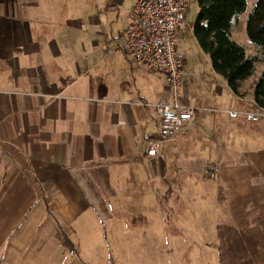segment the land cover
<instances>
[{
	"label": "crops",
	"instance_id": "obj_1",
	"mask_svg": "<svg viewBox=\"0 0 264 264\" xmlns=\"http://www.w3.org/2000/svg\"><path fill=\"white\" fill-rule=\"evenodd\" d=\"M65 1L69 15L63 18ZM72 1H77L78 7ZM136 2L120 44L134 19ZM88 4L89 0H0V264H32L30 255L38 259L44 253L46 256L49 243L62 247L65 254L64 237L78 244L82 256L78 225L86 217L85 223L110 218V200L118 208L126 201L157 200L151 186L155 170L162 165H156L158 155H139L136 143L139 129L148 120L140 109L155 117L149 108L122 100L117 89L109 94L101 86L104 74L97 60L99 44L90 41L87 31L97 20L90 19ZM74 11L81 17L75 18ZM244 14L234 39L248 54H256L247 37L249 15L241 21ZM186 27L179 30L178 41ZM159 77L166 84L165 78ZM153 82L160 96L155 102L168 92L171 99L167 100L192 105L189 98L179 100L176 93L170 96L167 85L161 88ZM214 88L220 90L217 85ZM210 117L197 115L181 137L203 128L223 135L213 145L232 144L226 138L232 135L231 127L218 122L230 119L207 120ZM153 137L159 138V131ZM235 178L243 184L228 194L225 207L221 191L211 197L196 195V215L200 229L206 230L203 246L207 250H201L189 263L264 264V182L254 181L255 177L250 182L244 174ZM117 187L129 193L127 198L116 190L117 199H112L110 191ZM140 188H145L142 197ZM47 205L63 226L62 234L52 235L47 230L40 236L26 234L43 225L38 216ZM161 210L159 220L166 228L172 221L161 216ZM142 222L152 224L145 218ZM186 228L194 230L196 225L190 219Z\"/></svg>",
	"mask_w": 264,
	"mask_h": 264
},
{
	"label": "rangeland",
	"instance_id": "obj_2",
	"mask_svg": "<svg viewBox=\"0 0 264 264\" xmlns=\"http://www.w3.org/2000/svg\"><path fill=\"white\" fill-rule=\"evenodd\" d=\"M247 1V14H244L241 21L245 20L257 3V0ZM76 2L72 1L71 4L75 3L74 6L78 7ZM192 2V7L187 13V27L178 41L184 74L187 75L176 91L177 98L179 100L189 98L194 106H211L218 109L251 107L253 84L262 74L264 64H258L256 74L243 84L241 94L235 96L225 79L214 71L209 55H206L197 44L193 26L199 18L200 7L197 0ZM134 3L135 0H89V16L90 19L97 20V25H91L87 31L90 34V41L96 40L99 44L97 60L101 62L100 70L104 74L100 80L101 86H105L109 94L117 89L125 102L140 98L153 103L160 98L154 89L153 81L161 85V88L163 85L166 87L165 82L160 79V75L150 73L130 61L120 47V35L129 23ZM68 15L69 9L65 1L63 18ZM73 15L75 18L81 17V14H77L80 16L77 17L75 11ZM252 52L250 51L249 55ZM215 85L220 87L219 91L218 88H214ZM166 89V92L170 90L168 87ZM165 94L163 97L165 100L171 99L168 92ZM169 94L174 96L175 91ZM140 110L148 117L139 129L140 133L136 140L138 154L144 155L149 146L144 140V135L154 136L158 133V128L148 111L142 108ZM214 117L211 115L207 120H213ZM225 120L221 119L218 122H224L231 127L232 135L228 138V134L226 138L232 140V144L213 145L212 143L223 135L209 133L202 130L203 128L161 144L155 159L156 165L162 166L155 170L156 175L151 186L158 201L149 202V199H140L139 202L126 201L118 208V205L110 200L107 205L110 218L107 217L103 221L91 219L85 223L88 220L86 217L78 225L82 256L77 251L78 244L64 237L65 254L62 247L57 248L54 243H49L46 246L48 247L46 256L44 253L42 258L38 259L30 255L29 262L62 264L63 258L65 264H191L189 261L206 249L203 246L206 230L200 229L199 217L196 215L198 208L196 195L211 197L213 192L221 191V195L225 197V203L223 202L225 207L229 204L228 194L243 184V180L235 178L237 175H248L250 182L253 181L251 178L261 176L262 178H256L254 181L264 182V121L251 124L243 120L238 122ZM261 185L264 186V183ZM128 188L130 191L134 190L132 187ZM116 190H121V195L127 198L129 193L117 187L110 191V196L113 194L112 199H117L114 195ZM144 191L145 188L140 192L141 197ZM160 207L161 216H168V220L172 221L166 228L159 220ZM53 213L51 207L47 205L45 211L38 216L43 225L29 229L26 234L40 236L43 230L52 235L62 234L60 230L63 226ZM144 218L152 224L142 225ZM190 219L191 223L196 225L194 230L186 228V222ZM179 225L182 227L179 228ZM44 244L45 242L42 243ZM21 264H24V261Z\"/></svg>",
	"mask_w": 264,
	"mask_h": 264
},
{
	"label": "built area",
	"instance_id": "obj_3",
	"mask_svg": "<svg viewBox=\"0 0 264 264\" xmlns=\"http://www.w3.org/2000/svg\"><path fill=\"white\" fill-rule=\"evenodd\" d=\"M192 4V0H137L134 19L120 44L125 55L148 72L162 75L168 88L175 93L186 77L179 53L178 34L187 25V13ZM131 103L149 108L157 123L159 138L151 134L145 136L149 157L158 155L162 143L179 138L199 114L226 116L233 121L243 120L251 124L264 121V108L259 106L249 110L218 109L176 100L148 103L140 98Z\"/></svg>",
	"mask_w": 264,
	"mask_h": 264
},
{
	"label": "trees",
	"instance_id": "obj_4",
	"mask_svg": "<svg viewBox=\"0 0 264 264\" xmlns=\"http://www.w3.org/2000/svg\"><path fill=\"white\" fill-rule=\"evenodd\" d=\"M197 2L200 13L193 26L197 44L209 55L214 71L238 97L243 84L256 74L258 64H264V0H257L246 23L248 41L257 51L251 55L234 39L240 16L247 11V0ZM253 86V103L247 109L264 108V70Z\"/></svg>",
	"mask_w": 264,
	"mask_h": 264
}]
</instances>
